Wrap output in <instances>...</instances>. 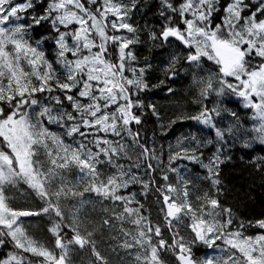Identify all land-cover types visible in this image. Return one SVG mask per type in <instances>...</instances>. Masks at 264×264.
Instances as JSON below:
<instances>
[{
  "label": "snow or ice",
  "instance_id": "obj_1",
  "mask_svg": "<svg viewBox=\"0 0 264 264\" xmlns=\"http://www.w3.org/2000/svg\"><path fill=\"white\" fill-rule=\"evenodd\" d=\"M258 146L264 0H0V264H264V212L227 206L221 176L239 153L264 177ZM113 221L132 227L106 249Z\"/></svg>",
  "mask_w": 264,
  "mask_h": 264
},
{
  "label": "trees",
  "instance_id": "obj_2",
  "mask_svg": "<svg viewBox=\"0 0 264 264\" xmlns=\"http://www.w3.org/2000/svg\"><path fill=\"white\" fill-rule=\"evenodd\" d=\"M136 19L140 23H143V20H141L140 17H137ZM149 19H151V14H149ZM153 22H155V21H153ZM109 50L111 51V49H109ZM154 52H155V55L157 57V60L164 58V56L166 55V54L160 53L158 50H154ZM144 55H148V53L145 51ZM177 83H178L177 87L184 89V82L183 81H178ZM175 86H176V84H174V87ZM181 95H183V97H184L182 103L186 102L188 104L189 101L195 99L194 97L190 96L188 94V92H186V90H185V92L183 90H181V91L178 90V97ZM165 96H166V93H159L158 95L152 97V99L157 101L158 103L164 105V101H167ZM194 107H195L194 105L188 106V107H186V111L191 112V113H195L197 108L196 107L194 108ZM229 107L238 108L239 106H237L235 104H230ZM169 114H170V112H169ZM241 115L242 116H251V112H246V111L241 112ZM248 126L250 127V125H248ZM175 127H180L179 132L186 133L189 130V128L191 127V124L190 123H184L182 125H177ZM52 130L55 131L56 129L53 128ZM192 130L195 131L196 129H192ZM165 146H166V144H165ZM239 155H240L239 153L235 154L232 162L227 167L222 166L221 176H222L223 182L226 186L225 196L229 202L227 206H231L232 204L235 203L238 205L240 212H246L251 217L253 215H258L259 213L264 212V177H262L261 175H259L255 171H252L251 169H249L247 167L246 163L240 161L237 158ZM252 155H264V149H262L261 147L258 146L256 152L253 153ZM248 159H250V157H245V161H247ZM189 168L191 169V165H189ZM192 171L195 172L196 176L202 177L205 175L204 170L202 168H199V167L192 169ZM69 178L75 179V176H72ZM187 178L192 179V176L188 175ZM194 182H196L202 188L207 189V187H208L207 182H204V181H194ZM157 184L159 185V181H157ZM19 190H23V189L19 188ZM132 190L136 191V192L140 191V189L138 187H134ZM24 191L27 192L26 189H24ZM18 193H17V191L10 193V195H12L15 198L16 203L19 200L18 203H25V201H27L31 205H33V203H35V205L37 204V201L32 199L31 196L25 195V194H24V196H20V194H18ZM138 198L141 199V203H143L145 206V209L148 210L144 214L149 215V212H150L151 215L149 218H150L151 222L153 224L159 223L163 227V217L159 211L160 205H159V201L157 199L156 193L152 192L146 198L140 197V196H138ZM18 205H20V204H18ZM35 205L33 207H36ZM94 208H95V212L99 213L102 210V208H110V206H108L106 203H102V204H95ZM88 211L91 213L92 209H88ZM234 211H235V209H234ZM88 218L89 219H100L101 217L90 215ZM40 223L41 222H39V221L33 220L32 226L33 225L38 226ZM113 225H115L119 228H123L122 226L129 227L127 222H123V224H122L121 221H113ZM130 227H132V226H130ZM41 233H44L43 230H41ZM248 234H252V233H248ZM102 235H103L102 240L103 239H106V240L109 239V237L106 236L105 234H102ZM45 236L47 237V235L45 233H44V235L43 234L40 235V237L46 238ZM37 238H39V236H37ZM111 242L112 241H110V243ZM110 243L108 244L109 247H108V245H104V247L107 249L111 248L112 246ZM118 251H119V249H118ZM80 256L86 257L87 256L86 252H80L79 258H80ZM79 258H77V264H79V262L82 261V259H83V258L82 259L80 258V260H78ZM34 264H38V261L34 262Z\"/></svg>",
  "mask_w": 264,
  "mask_h": 264
},
{
  "label": "rangeland",
  "instance_id": "obj_3",
  "mask_svg": "<svg viewBox=\"0 0 264 264\" xmlns=\"http://www.w3.org/2000/svg\"><path fill=\"white\" fill-rule=\"evenodd\" d=\"M178 83H176V86H175V88L177 89V90H183L184 92H185V90L184 89H181V88H179V87H177L178 85H177ZM173 87H174V85H173ZM187 92V91H186ZM191 96V95H190ZM192 97H194L195 98V96H192ZM169 103V100L167 99V101H164V105L165 104H168ZM185 104H187L186 102H185ZM195 106V105H194ZM195 108V107H194ZM179 129H180V127H176V133H175V136H179L180 134H182L181 132H179ZM175 136H172V137H169L168 139H169V141H172V142H174V140H175ZM164 143H165V141H163ZM162 141L160 142V143H163ZM166 144V143H165ZM21 189H23L22 187H21ZM133 191V190H132ZM19 192V193H18ZM17 193L18 194H20V196H24V194L26 193V191H24V189L23 190H18L17 191ZM125 194H127V193H125ZM137 199H139L140 201H141V199L140 198H138L137 197ZM34 201V200H33ZM19 202V200L17 201V204H20V205H23L24 203H18ZM107 204V203H106ZM35 205V203H33V205L32 206H34ZM108 206H110L111 207V205L110 204H107ZM36 206V205H35ZM32 222H33V220H25V226L27 227V225H29V224H31L32 225ZM123 224V223H122ZM129 225V227L131 226L130 224H128ZM37 226V225H36ZM35 225H33L32 226V228H30L29 229V233L30 234H34V238H36V239H40L42 242H44V243H49L48 241H47V239H49V237L47 236H45L46 238H44V237H40V235L41 234H43L44 235V233H41V231L39 232V233H35V229L37 228ZM123 228H125L126 230L127 229H131V227L129 228V227H127V226H122ZM120 229L121 228H119V227H117V226H115V225H113V227L111 228V229H108V230H105V231H103V234H105L106 236H108L109 237V239H103L102 240V236L103 235H101V236H99L98 237V242H103V246L104 245H108L109 243H110V241H112L110 244H111V246L112 247H115L118 243H122V241L119 239V237H120V235H121V233H120ZM37 236H39V238H37ZM108 247H109V245H108ZM111 247V248H112ZM107 249V248H106ZM80 258L82 259V261H83V264H88V258H87V256L86 257H81L80 256ZM80 258L78 259V260H80ZM82 261H80L79 262V264H82ZM75 264H77V259H76V262H75ZM129 264H131V261L129 262Z\"/></svg>",
  "mask_w": 264,
  "mask_h": 264
},
{
  "label": "flooded vegetation",
  "instance_id": "obj_4",
  "mask_svg": "<svg viewBox=\"0 0 264 264\" xmlns=\"http://www.w3.org/2000/svg\"><path fill=\"white\" fill-rule=\"evenodd\" d=\"M196 111H197V109H196Z\"/></svg>",
  "mask_w": 264,
  "mask_h": 264
}]
</instances>
